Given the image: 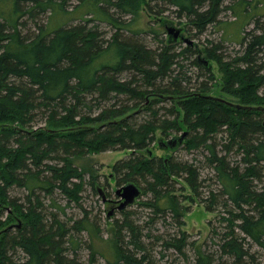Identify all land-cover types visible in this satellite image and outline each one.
Returning a JSON list of instances; mask_svg holds the SVG:
<instances>
[{
  "label": "trees",
  "instance_id": "trees-1",
  "mask_svg": "<svg viewBox=\"0 0 264 264\" xmlns=\"http://www.w3.org/2000/svg\"><path fill=\"white\" fill-rule=\"evenodd\" d=\"M67 1L0 0V230L12 223L5 219L9 209L4 206L13 210L10 220L23 221L14 233L0 236V264H96L93 250L88 263L80 255L71 257L76 236L87 226L85 218L71 225L61 219L66 207L60 199L84 210L81 193L89 168L75 165L73 158L117 149L132 151L114 166L119 183L142 184L143 194H152L148 204L154 214L146 223L153 224L157 216L165 220L170 210L178 227L168 238L153 237V243L164 240V249L188 257L191 242L180 230L185 220L175 194L183 179L209 211L218 205L224 209L217 220L221 225L212 228L216 247L208 245L194 264H264L251 251L253 243L264 254V113L245 107L264 106V14L247 22L244 28L253 27L240 50L227 54L222 42L210 40L204 50L178 49L170 35L151 45L146 34L131 28L143 11L155 12L142 0H77L72 10ZM162 1L192 26L195 36L218 22L227 8L226 0ZM250 3L262 4L233 0L231 8L240 15L239 8L246 10ZM51 15L61 22L52 28ZM102 23L112 29L110 35ZM201 52L218 63L222 91L239 102L211 93L215 75L196 57ZM193 79L198 83L190 87ZM161 102L166 106H157ZM139 103H148L146 111L131 116ZM39 119L45 125L36 128ZM185 127L191 134L184 150L201 152V165L150 154L158 130L168 136ZM206 169L218 190L202 198ZM89 184L99 193L93 179ZM17 188L26 193V202L11 197ZM45 196L56 213H47ZM131 215L116 223L114 264H173L156 258L144 227ZM94 222L91 235L100 236Z\"/></svg>",
  "mask_w": 264,
  "mask_h": 264
},
{
  "label": "rangeland",
  "instance_id": "rangeland-1",
  "mask_svg": "<svg viewBox=\"0 0 264 264\" xmlns=\"http://www.w3.org/2000/svg\"><path fill=\"white\" fill-rule=\"evenodd\" d=\"M260 1L262 2L260 6H258L257 3H250V5L246 7V10L245 7L239 8V15L237 14L238 12H235V10L231 8V3L233 0H226L225 5L227 8L221 13L219 17L220 20L215 24L210 25L203 34L195 36L194 33L196 31L192 29V26L189 25L184 18H179L176 16L177 14L174 12L175 9L173 7H168V5H166L162 0H142L143 5L148 2L149 8L151 6V9H153L155 12L143 11L141 18L131 23V28L133 31H141V33L146 34V40H148L151 45H155L156 47L157 43L152 41L160 40L162 38L167 40L169 36L167 28L163 26L160 20L161 17H164L173 22L174 26L182 27L184 29L185 35L193 40L192 44H187L183 40H178V49H184L188 45H193L204 50V44L207 42V40H210L214 44L222 42L224 45V50H226L225 52H227V54H234L240 50V41L242 40L246 31L252 29L253 27V25L246 26L245 28L244 26L250 20H253L255 17L264 14V0ZM66 5L68 6L69 10H72L77 5V0H68ZM45 16V20L48 22V18L50 16L49 13ZM65 20L66 18L63 21ZM78 21L79 20H68L67 24ZM60 23V20L57 21L52 16L49 22V27L52 28L53 25L56 26V24L59 25ZM96 23L97 22H94L93 24ZM136 25H138L139 28H135ZM101 28H104L109 33V35L113 32L110 27L103 25V23L101 24ZM124 33L127 35L131 34V30H126ZM196 43L198 46H196ZM198 56L199 54L197 53L196 57L198 58ZM202 57L208 58L207 53L203 52ZM206 67H210L213 74L215 75V80L213 82H209V85L211 86V84L215 83L216 81V85L212 89L211 93L233 103L239 102L237 97L222 91V79L224 77V73L220 70L218 63L215 60L210 59V63ZM203 79L204 78H201L199 81H202ZM197 83L198 82L193 79L192 85L189 86H194ZM135 104L137 103L135 102ZM157 104V106H166V104L163 102ZM138 105L139 107L136 109V111H133L134 113L131 112L133 113L130 114L131 116H135V114L139 115V113H142L143 111L145 112L146 105H148V103H144L142 105L139 103ZM101 109L102 108L95 109V114L101 111ZM161 112H165V109ZM144 116L145 115H140V119H142ZM170 118L173 117L170 116ZM44 122V119H39L36 122L37 124L35 127L38 128L39 126L45 125ZM184 132H188L187 137L191 134V130L186 127L183 130L175 131L168 136L164 135L160 130H158L156 132L154 143L149 147L153 152V155L164 157L176 155L179 158L188 159L191 162L194 161L198 165H201V162H199L198 159L204 160L202 153L199 151L186 152V150H184V143H181L177 150L171 149L172 147L166 148L160 146V142H167L173 136L181 135ZM131 152L132 151L130 149L107 150L101 153L78 155L73 158L75 165H78L81 168L87 167L89 169L85 171L86 184L83 192L81 193L83 195L81 203L84 210L75 202L69 203L64 197L60 199V203H62L61 205L66 207V214L62 215L61 219L66 220L71 225L75 223L76 220L85 218L84 225L87 226V229L80 232V234L76 236L77 242L74 245V248L77 249V252L74 251L73 248L71 250V257H77L80 255L81 258L88 263L93 250L96 251V264H114V247L112 246L116 232L115 226L116 223L119 224L125 219V214H132L131 216L133 219L138 220V223L144 227V232L147 235L145 240H150L151 243H153V237H156L157 235L162 236V238H164L163 236L166 235L165 237L168 238L171 234L177 233L178 227H176L173 223V214L170 212V210L167 211L166 215L164 216L165 220L162 219L161 216H157L153 224L150 225L149 223H146L153 217L154 214L153 208L148 204L150 200H152L151 193L146 195L142 192L133 204H130L124 209H119L123 199L117 195L116 190L122 184L119 183V177L116 170L114 169V166L119 160L129 156ZM233 154L234 152L232 155ZM195 159H197V161ZM91 179L94 180L96 186L100 190L99 193H95L92 190V187L89 184ZM201 180V185H203L201 192L204 196L202 198H207L210 196L211 190H218V186L215 179L213 178V174L209 172L208 169L202 172ZM178 181L179 190L176 191L175 194L179 200L178 203L180 207H178V209L182 213V218L185 220V224L180 227V230L182 232L185 231L188 234L187 240L191 242V244H188L187 247L188 257L183 258L172 250L164 249V240H158L157 243H153L151 248H154V255L159 260H167L173 264H194L197 257L201 256L205 252V249L208 245H210L211 250L216 247V243L211 241L212 228L215 224L221 225V223L217 220L220 212L224 214V209L222 205H218L217 209L214 211H209L205 206L206 202H202L199 196L197 197L194 195V192L191 190L186 181L183 179H178ZM140 187L142 188V184H140ZM10 195L18 202L23 203L27 201L26 193H24V191L20 188L11 191ZM43 201L45 203L47 213H49V211L55 213L58 211V209L53 205L50 206L51 203L48 196H45ZM112 210V215H109V212ZM8 215V211H6L5 219L7 223H13L14 220H10ZM94 221L99 223V228L101 230L100 236H96L95 234L93 236L91 235L92 228L96 226ZM150 229H152V233H149ZM219 229L223 232L224 227H219ZM12 231L14 233L16 230L13 229ZM236 231L238 233L241 232L239 228H236ZM89 245H91L92 248L89 247ZM248 245L249 244H247V246ZM251 246L252 253H254L256 258L263 263L264 254L262 249L253 243Z\"/></svg>",
  "mask_w": 264,
  "mask_h": 264
},
{
  "label": "water",
  "instance_id": "water-1",
  "mask_svg": "<svg viewBox=\"0 0 264 264\" xmlns=\"http://www.w3.org/2000/svg\"><path fill=\"white\" fill-rule=\"evenodd\" d=\"M165 27L167 28V32L168 34L171 36L172 40L177 41L179 38L188 42L189 44H192V40L188 37H186L183 33H182V28H177L175 26H173L172 24H166ZM200 59L203 60L205 62V64H208V60L201 58L200 55ZM233 104V103H232ZM236 105V104H234ZM237 106H241V105H237ZM247 108H251V109H256V110H264V106H245ZM187 133L188 132H184L181 135L175 136L171 139H169L166 143H160L163 147L166 148H174L176 147V145L178 143H183L187 137ZM151 154V152H150ZM141 188L135 184L134 182H128L124 185H122L121 187H119L117 189V195L123 198V201L121 202L119 209H124L127 206H129L130 204L134 203L135 200L141 195ZM5 208L9 209V213H12L13 210L8 207V206H4ZM113 210L109 212V215H112ZM16 221L14 223H11L9 225H7L5 228H3L2 230H0V236L9 231V230H13L14 228H20L22 227L23 221L21 218L15 216Z\"/></svg>",
  "mask_w": 264,
  "mask_h": 264
},
{
  "label": "flooded vegetation",
  "instance_id": "flooded-vegetation-1",
  "mask_svg": "<svg viewBox=\"0 0 264 264\" xmlns=\"http://www.w3.org/2000/svg\"><path fill=\"white\" fill-rule=\"evenodd\" d=\"M257 111H259V112H263V113H264V110H257ZM262 118H263V120H264V115H263Z\"/></svg>",
  "mask_w": 264,
  "mask_h": 264
},
{
  "label": "bare ground",
  "instance_id": "bare-ground-1",
  "mask_svg": "<svg viewBox=\"0 0 264 264\" xmlns=\"http://www.w3.org/2000/svg\"><path fill=\"white\" fill-rule=\"evenodd\" d=\"M260 113V112H259ZM143 151V150H142ZM108 190V189H107ZM30 191V190H29ZM169 199V198H168ZM175 207V206H174ZM91 260V259H90Z\"/></svg>",
  "mask_w": 264,
  "mask_h": 264
}]
</instances>
